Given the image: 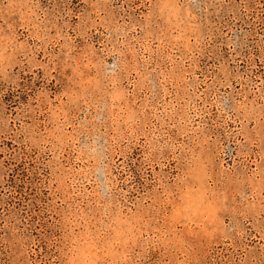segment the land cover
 <instances>
[{
  "label": "rangeland",
  "instance_id": "obj_1",
  "mask_svg": "<svg viewBox=\"0 0 264 264\" xmlns=\"http://www.w3.org/2000/svg\"><path fill=\"white\" fill-rule=\"evenodd\" d=\"M0 264H264V0H0Z\"/></svg>",
  "mask_w": 264,
  "mask_h": 264
}]
</instances>
